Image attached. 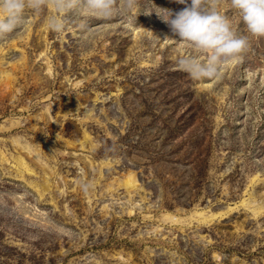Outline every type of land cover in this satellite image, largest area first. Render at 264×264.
<instances>
[{
	"label": "rangeland",
	"instance_id": "374dc122",
	"mask_svg": "<svg viewBox=\"0 0 264 264\" xmlns=\"http://www.w3.org/2000/svg\"><path fill=\"white\" fill-rule=\"evenodd\" d=\"M185 6L77 5L55 32L49 3L0 37V264H264V37L190 79L161 18Z\"/></svg>",
	"mask_w": 264,
	"mask_h": 264
},
{
	"label": "clouds",
	"instance_id": "9594fccd",
	"mask_svg": "<svg viewBox=\"0 0 264 264\" xmlns=\"http://www.w3.org/2000/svg\"><path fill=\"white\" fill-rule=\"evenodd\" d=\"M186 6L175 13L161 16L178 42L186 47L177 65L190 79H219L224 68L249 46V37H264V0H227L234 17L241 21L247 35H238L233 17L221 12L224 0H176ZM49 3L56 15L48 19L52 31L64 28L60 15L80 5L83 11L100 17L111 16L114 0H0V37L15 32L26 19V12L45 9ZM89 185L82 184L87 191Z\"/></svg>",
	"mask_w": 264,
	"mask_h": 264
},
{
	"label": "bare ground",
	"instance_id": "6f19581e",
	"mask_svg": "<svg viewBox=\"0 0 264 264\" xmlns=\"http://www.w3.org/2000/svg\"><path fill=\"white\" fill-rule=\"evenodd\" d=\"M87 140H88V138H87V135L85 134V140L81 142V145L84 146V144L86 143ZM18 162L21 163L20 160H18ZM22 164H24V163H22ZM24 165H26V164H24ZM25 171H29L28 166H25ZM119 184L121 186H124L129 192H131L132 190H137V188H138L137 183H136V179L133 177V175L131 173L126 174L125 177L122 180H120ZM241 204L246 205V199H242ZM254 205L255 206L253 207L252 210L255 212V214L263 211L264 203L258 202ZM238 206H239L238 204H236L235 206H228V207H226V209H227L226 211H222L219 213H211L210 214V213H206L205 211H199L196 213V216L198 217L199 222L210 223L215 218L223 217L225 214L227 215L228 212L233 211ZM164 216H166L168 219L178 220V219H175L174 216H171L170 214H167V213H165Z\"/></svg>",
	"mask_w": 264,
	"mask_h": 264
}]
</instances>
